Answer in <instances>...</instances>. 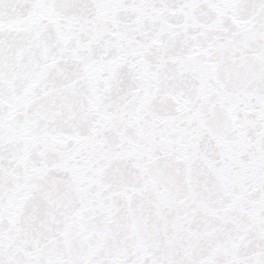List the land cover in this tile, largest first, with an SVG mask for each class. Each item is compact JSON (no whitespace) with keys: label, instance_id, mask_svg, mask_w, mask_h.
I'll use <instances>...</instances> for the list:
<instances>
[{"label":"snow or ice","instance_id":"snow-or-ice-1","mask_svg":"<svg viewBox=\"0 0 264 264\" xmlns=\"http://www.w3.org/2000/svg\"><path fill=\"white\" fill-rule=\"evenodd\" d=\"M0 264H264V0H0Z\"/></svg>","mask_w":264,"mask_h":264}]
</instances>
